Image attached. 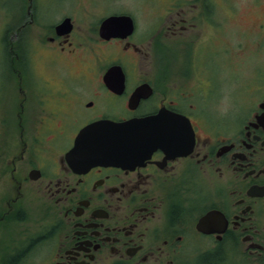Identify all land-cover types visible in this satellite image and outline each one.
<instances>
[{"label":"flooded vegetation","instance_id":"obj_1","mask_svg":"<svg viewBox=\"0 0 264 264\" xmlns=\"http://www.w3.org/2000/svg\"><path fill=\"white\" fill-rule=\"evenodd\" d=\"M49 1H17L6 46L0 264H264V69L238 110L226 83L262 53V0H156L138 19ZM111 15L132 31L102 36ZM132 119L123 159L68 156L88 125Z\"/></svg>","mask_w":264,"mask_h":264},{"label":"rangeland","instance_id":"obj_2","mask_svg":"<svg viewBox=\"0 0 264 264\" xmlns=\"http://www.w3.org/2000/svg\"><path fill=\"white\" fill-rule=\"evenodd\" d=\"M18 2H22L24 5H27L28 0H0V89L9 83L10 76L7 70V50L6 46H10V40L13 33H15L16 28L14 22L16 21L19 7L16 6ZM236 4L239 6L241 11L245 12L249 9V5L252 0H235ZM51 6L48 5V2L44 3L42 14L47 16H54L57 12L61 11L62 8L67 10H76V14H97L103 15L105 13H114V11L123 12L129 11L135 18H140L145 15L158 14L159 8H155L159 2L156 0H50ZM264 4V0H262ZM76 4V6H75ZM138 11H137V10ZM88 11H90L88 13ZM107 15V14H105ZM236 18H232L234 21ZM6 33V34H5ZM7 36V39H6ZM14 39V38H13ZM12 41L14 42L15 40ZM248 59L244 60L245 65L242 67V74H240L241 80L238 84L232 81L230 75L227 82H230V108L232 110H238L239 105H242L244 101L250 99V86L254 83L251 82L252 79L250 76H254V68L259 65L261 69H264V41L262 53L257 57L253 58L250 55L249 51L247 52ZM254 61H258V64L255 65ZM206 64L209 65L211 70L217 71L216 63L210 57L209 53L205 55ZM232 71L235 70L234 67H231ZM264 71V70H263ZM227 87V84H226ZM251 89V88H250ZM249 97V98H248ZM249 102V101H248Z\"/></svg>","mask_w":264,"mask_h":264},{"label":"water","instance_id":"obj_3","mask_svg":"<svg viewBox=\"0 0 264 264\" xmlns=\"http://www.w3.org/2000/svg\"><path fill=\"white\" fill-rule=\"evenodd\" d=\"M70 24V20H66L60 25V28ZM133 20L129 15H111L106 18L100 29V33L104 37H110L113 35H121L122 33L127 34L132 31ZM71 27H67L66 30L70 31ZM142 119H132L125 122L112 123L109 120H100L93 124L85 127L77 136L74 148L68 153L79 154L80 152H86L88 154V159L91 163L98 161H108L113 160L114 162L118 159H123L116 154V151L124 150L122 144L128 143V138L134 136L135 141L132 143H142L143 142V132L141 130ZM95 128L103 130L101 135H96L93 133ZM138 128V129H136ZM114 130V157L107 154V150L113 147V140L110 131ZM94 137L90 142L86 138ZM85 143H87L85 145ZM89 144V147H88Z\"/></svg>","mask_w":264,"mask_h":264},{"label":"trees","instance_id":"obj_4","mask_svg":"<svg viewBox=\"0 0 264 264\" xmlns=\"http://www.w3.org/2000/svg\"><path fill=\"white\" fill-rule=\"evenodd\" d=\"M6 39H7V36H6ZM13 44V43H12Z\"/></svg>","mask_w":264,"mask_h":264}]
</instances>
